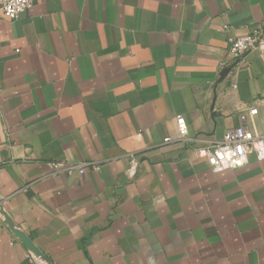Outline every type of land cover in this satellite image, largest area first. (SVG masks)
<instances>
[{
	"label": "crops",
	"instance_id": "obj_1",
	"mask_svg": "<svg viewBox=\"0 0 264 264\" xmlns=\"http://www.w3.org/2000/svg\"><path fill=\"white\" fill-rule=\"evenodd\" d=\"M259 29L264 0H35L0 17V264H264V160L214 173L195 153L241 113L264 135V56L226 64L228 37Z\"/></svg>",
	"mask_w": 264,
	"mask_h": 264
},
{
	"label": "built area",
	"instance_id": "obj_2",
	"mask_svg": "<svg viewBox=\"0 0 264 264\" xmlns=\"http://www.w3.org/2000/svg\"><path fill=\"white\" fill-rule=\"evenodd\" d=\"M34 3L35 0H0V17H5L11 21L17 20L21 15L32 9ZM225 30L227 33L229 32L228 27ZM253 51H258L264 56L263 29L243 35L229 36L228 56L232 63H226L227 66L231 64L230 69L235 70L245 57ZM234 87L236 86L234 85ZM239 118L240 125L227 130L222 141L195 150L196 156L205 159L214 173L229 169H241L248 164L250 155H255L259 161L264 160V135L256 134L248 125L246 113H241ZM176 121L178 141L188 142L190 138L186 119L183 116H178ZM174 141L172 138L165 139V143ZM89 167L98 169L93 163L69 165L64 162H57L52 164L53 170L69 174L75 171L83 174ZM139 168V161L131 157L127 171L128 176L134 178L138 174Z\"/></svg>",
	"mask_w": 264,
	"mask_h": 264
},
{
	"label": "water",
	"instance_id": "obj_3",
	"mask_svg": "<svg viewBox=\"0 0 264 264\" xmlns=\"http://www.w3.org/2000/svg\"><path fill=\"white\" fill-rule=\"evenodd\" d=\"M229 72H230V69L224 70L221 74V78H222L221 80L225 79L227 75L229 74ZM12 231L24 243V245L30 252H32L37 257H42L41 252L35 247V245L29 238H27L23 233H21L14 227H12Z\"/></svg>",
	"mask_w": 264,
	"mask_h": 264
}]
</instances>
